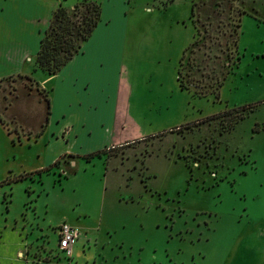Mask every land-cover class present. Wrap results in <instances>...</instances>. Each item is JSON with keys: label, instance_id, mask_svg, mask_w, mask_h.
<instances>
[{"label": "rangeland", "instance_id": "rangeland-1", "mask_svg": "<svg viewBox=\"0 0 264 264\" xmlns=\"http://www.w3.org/2000/svg\"><path fill=\"white\" fill-rule=\"evenodd\" d=\"M213 1L199 0L207 45L191 53L192 0H100L102 19L113 14V40L107 39L109 60L99 67L102 81L86 85V92L103 99L113 82V94L106 93L108 108H82V117L87 111L92 118L76 123L70 141L54 136L64 121L59 106L73 97L70 78L80 70L83 77L93 74L90 68L68 65L66 83L57 74L44 87L29 78L42 72L35 70V54L24 74L0 81V222L43 226L36 255L66 262L54 228L67 222L81 230L76 255L85 264H264V0H232V8ZM32 2L37 8L21 11L19 0H0V26L19 44L36 41L33 29L44 27L53 0ZM242 10L240 56L227 69L222 50L228 46H209L225 42ZM216 12L225 14L212 19ZM93 35L81 49L87 61ZM183 56V73L190 68L192 78L186 89L177 78ZM42 89L52 90L56 113L36 136L41 126L33 125H44L47 113ZM145 135L107 146L102 156L65 155L55 163L63 152L89 153L112 137Z\"/></svg>", "mask_w": 264, "mask_h": 264}, {"label": "crops", "instance_id": "crops-1", "mask_svg": "<svg viewBox=\"0 0 264 264\" xmlns=\"http://www.w3.org/2000/svg\"><path fill=\"white\" fill-rule=\"evenodd\" d=\"M67 1L68 0H58V1L53 0V2H51V11H49L48 16L45 17L44 27H40L38 31H36L37 28L33 29L35 33L36 41L32 45L19 44L16 38H12V32L10 29L0 26V81L12 75L24 74L23 73V70H25L24 68L28 67L29 61H31V63L33 62V56H35V54L37 55L40 49L41 39L51 23L55 9L60 5L61 2L63 4L64 3L66 4ZM19 8L21 11L27 9L33 10L34 8H37V5L34 4L32 0H19ZM101 20H103L102 12H101ZM99 23L95 28L96 30H94L95 33L93 31L94 35L92 33L93 40L91 42V45H93L94 47V55L92 56V60L91 59L88 61L85 60V58L88 57L86 56V50L83 52L80 51L60 70L61 72L59 71L60 73L58 72L56 74L49 75L42 70V72L41 73L39 72L38 74L39 75L38 79H36L32 75L34 79H36L39 82L40 85L45 87L47 83H49L53 79L52 77H54V75L57 74L60 76L62 75L61 77L62 79L64 77V83H66L67 76L66 74H64L63 71L65 67L68 65L70 66L75 64L77 65V67H79L78 69L85 67V68H90V70L93 71V74L83 77L84 74H81L80 73L81 70H80L77 74H74L75 76H72L70 78V80H74L72 84L69 82V84H71V86L73 87L72 89L73 97L72 99L67 101L66 99H63L62 101L63 103L59 106V108L62 109V116L58 118L59 120H64V121L61 131L54 132V136L56 138L59 137H62L63 139L67 138L66 141H70L72 137L71 135L75 133L76 123L81 122L87 125L92 118L90 114L87 116V111L84 112L83 114L84 116L82 117L80 112L82 108L86 110L87 107L90 108V106L91 107L101 106L100 109L102 110V107H107L106 105L107 102L109 101V99H107L109 96L106 93L113 94V82H107L106 86H104V90L106 93L103 99L102 97L97 98L95 94L92 93L90 94L86 92V89L88 88L86 87V85H90L91 82L92 85H94L96 82H99L100 84V82L102 81L103 78V75L101 74L102 70H100L99 67L102 64H105V62H108L109 60V57H107V55H104L105 54L104 49L107 44V39L110 38V40H113V14L109 17L104 16V20L100 24ZM35 60H36V56H35ZM71 67H73L74 69L75 66H71ZM35 70H38V68H35ZM45 74H47V76H45ZM119 90L121 91V89ZM52 93H53L52 90H50L49 92L50 112L48 118L47 119L45 118V120H43L44 122L43 121L41 122L44 123V125H41L39 122L33 125L34 127L41 126L40 130L44 126L43 130H41V133L38 136L42 135L44 132L48 130V128L52 123V116L54 114V111L56 113L55 110L56 104L54 100L55 97L52 95ZM119 102H121L120 99ZM128 108L129 106H127V114H128ZM111 119H112V124L109 127V132L113 136V114L111 115ZM151 135L152 134H150V136ZM147 136L149 135L142 136L140 137L141 139L137 138L134 140H126L121 142H113V137H112L111 141L108 142V144H106L102 148L96 149L94 151H90L89 153L63 152L57 157L56 161L59 158H61V156H65V155L73 156L75 158L90 156L95 152L104 151L107 146L113 147L115 145H118L117 147H122L146 139L145 137ZM94 156H102V154L94 155ZM71 162H73V164H76V160ZM106 164L107 166L113 165V162L112 160L109 159V156L107 158ZM48 168H45L44 170ZM25 221H26L25 219L23 222L17 219L16 221L10 222V220L5 219L0 222V264H85V262L87 263V261L85 262L80 261L79 255H76V252L78 250V248L75 246L76 244L74 245V251L72 256L68 257L66 262L61 259L56 262L53 260L46 259L45 253L43 254L45 255L43 256V258H41L39 254L36 255L37 250L35 249V246H38L39 249L40 247L39 243H41L42 241V238L36 236V234L38 235V231L39 233H44L45 229L43 226L38 227L39 224L37 227L33 228L29 224L26 225ZM60 225L54 228L57 233H58L57 229ZM30 230L33 231L28 232ZM45 235L47 234L45 233ZM29 247L31 248L29 249ZM57 247H58V241H57Z\"/></svg>", "mask_w": 264, "mask_h": 264}, {"label": "trees", "instance_id": "trees-1", "mask_svg": "<svg viewBox=\"0 0 264 264\" xmlns=\"http://www.w3.org/2000/svg\"><path fill=\"white\" fill-rule=\"evenodd\" d=\"M213 2L215 7L219 8L220 7L219 2L223 3L224 0H215ZM225 2H227L230 8H232V4H233L232 0H225ZM199 10H200L199 0H192L191 19L195 23V26L197 28V36L195 37L194 42L190 46H188V48H186V51L187 52L189 51L191 53H193L194 48L196 47L198 48V46L202 47V45L204 46L207 45L206 41L203 40L207 37V35L202 33L204 32V29L202 30V24L199 23L200 20L197 18L199 14ZM101 12H102V4L100 0H82L81 2L74 4L72 7H67L61 2L60 5L55 9L51 23L41 39V46L36 55L35 67L43 70L49 75L58 73L77 53L81 51L84 42L90 38L93 31L100 22ZM245 13L246 11L242 10L239 20L230 22L231 25L229 26L228 34H226L225 36V42L223 43L218 42L216 44L214 42L209 46L211 51L219 47L220 44L222 46H226V45L228 46L227 48L228 52L227 49L222 50L223 53H226L225 55L228 60L227 69L232 67L233 64L237 62V59L240 56L238 44L241 36L242 17L243 14ZM223 14H225V12H221V13L216 12V13H212L209 16H211L212 19L214 16H218V19H221L223 18L222 16ZM205 33H207V30H205ZM205 55L208 58H212L213 62H214V58H217L215 56L211 57V55L207 53ZM188 56L189 58H187V60H189L190 68H193L194 70L198 71V67L194 68L195 64L190 62L191 55L189 54ZM183 58L184 56L182 57L180 62L181 68L178 69L177 78L181 88L186 89V88H190L189 81L192 78H191V74L188 71L190 68L185 73H183V62H185L182 61ZM231 59L234 60L232 61ZM184 74H188V76H184ZM30 76L31 77L29 78L32 79L33 82L37 84L39 83L36 79H34L32 75ZM32 86L33 85L29 84V88L31 87L32 89ZM42 90L44 91V89ZM49 92L50 90H48V94L47 92L45 93V91L43 92L44 97L47 98L46 119L48 118L50 112ZM199 94L201 96L207 95L206 93L204 94L203 92ZM253 107L254 105H244L242 109L243 110L246 108L253 109ZM243 116L244 114H240L237 120L233 121L231 125H233L235 122L238 121V119L242 118ZM191 123L192 122L182 124V127L189 126ZM43 128L41 130H43ZM41 130L36 134L37 136L41 133ZM101 154L102 151H98L88 157L90 158L93 157L94 155H101ZM42 171L43 170H39V172ZM22 177L18 179H21ZM24 178L25 177H23V179Z\"/></svg>", "mask_w": 264, "mask_h": 264}, {"label": "built area", "instance_id": "built-area-1", "mask_svg": "<svg viewBox=\"0 0 264 264\" xmlns=\"http://www.w3.org/2000/svg\"><path fill=\"white\" fill-rule=\"evenodd\" d=\"M57 231L59 234L58 247L66 256H72L74 245L81 234L80 228L64 222L58 227Z\"/></svg>", "mask_w": 264, "mask_h": 264}]
</instances>
